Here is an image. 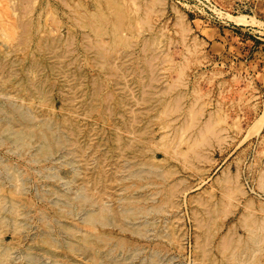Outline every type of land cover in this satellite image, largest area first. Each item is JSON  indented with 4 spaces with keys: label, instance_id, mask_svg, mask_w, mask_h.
<instances>
[{
    "label": "rangeland",
    "instance_id": "obj_1",
    "mask_svg": "<svg viewBox=\"0 0 264 264\" xmlns=\"http://www.w3.org/2000/svg\"><path fill=\"white\" fill-rule=\"evenodd\" d=\"M209 1L0 0V264H264V0Z\"/></svg>",
    "mask_w": 264,
    "mask_h": 264
},
{
    "label": "built area",
    "instance_id": "obj_2",
    "mask_svg": "<svg viewBox=\"0 0 264 264\" xmlns=\"http://www.w3.org/2000/svg\"><path fill=\"white\" fill-rule=\"evenodd\" d=\"M203 5V9L205 12H207V15L209 16V19L215 20V21H229L228 19L221 16V14L217 13L216 10H220L217 8L216 5H214L209 0H198ZM221 11V10H220ZM224 12V11H222Z\"/></svg>",
    "mask_w": 264,
    "mask_h": 264
},
{
    "label": "bare ground",
    "instance_id": "obj_3",
    "mask_svg": "<svg viewBox=\"0 0 264 264\" xmlns=\"http://www.w3.org/2000/svg\"><path fill=\"white\" fill-rule=\"evenodd\" d=\"M263 120H264V119H263ZM257 122H259V123H260V125H261V122H260V121H257ZM262 122H263V121H262ZM259 123H258V127L260 126V125H259ZM252 132H253V131H252Z\"/></svg>",
    "mask_w": 264,
    "mask_h": 264
},
{
    "label": "crops",
    "instance_id": "obj_4",
    "mask_svg": "<svg viewBox=\"0 0 264 264\" xmlns=\"http://www.w3.org/2000/svg\"><path fill=\"white\" fill-rule=\"evenodd\" d=\"M224 30V29H223Z\"/></svg>",
    "mask_w": 264,
    "mask_h": 264
}]
</instances>
